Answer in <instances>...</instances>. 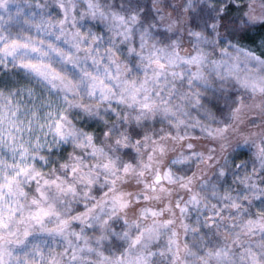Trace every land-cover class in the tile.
<instances>
[{"label":"clouds","instance_id":"1","mask_svg":"<svg viewBox=\"0 0 264 264\" xmlns=\"http://www.w3.org/2000/svg\"><path fill=\"white\" fill-rule=\"evenodd\" d=\"M0 264H264V0H0Z\"/></svg>","mask_w":264,"mask_h":264}]
</instances>
